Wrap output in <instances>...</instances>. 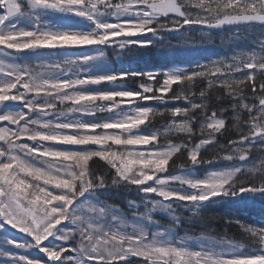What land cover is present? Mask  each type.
<instances>
[{
  "label": "snow or ice",
  "instance_id": "1",
  "mask_svg": "<svg viewBox=\"0 0 264 264\" xmlns=\"http://www.w3.org/2000/svg\"><path fill=\"white\" fill-rule=\"evenodd\" d=\"M41 10L86 17L94 28L40 27ZM26 18L34 21L31 29L19 26ZM243 22L264 23V0H0V107L9 101L22 104L0 112V228L6 222L31 236L28 242H7L44 254L41 259L0 249V264H121L132 257L142 264H264V227L233 217L222 218L221 235L213 234V226L198 236L170 235L184 219L176 204L189 210V223L206 224L200 212L204 201L221 194L264 193V37L250 51L190 69L93 77L80 66L102 52L33 65L5 59L36 48L149 47L153 41L132 37L186 25L211 29ZM132 78H137V90H84L89 84ZM201 81L206 85L197 88ZM210 95L217 100L227 96L231 103L213 107ZM148 100H182L187 106H138ZM98 113L104 117L83 119ZM157 119L163 121L160 127L141 131ZM228 131L235 135L220 142L217 137ZM253 153L247 164L204 178L178 171L218 160L245 161ZM99 161L111 170L110 178L97 171ZM121 183L145 194L132 213L144 223L113 214L118 206L107 201L78 203L85 193ZM157 210L166 212L171 223L150 231L146 225ZM231 225L242 233L243 243L229 236ZM50 237L57 243L44 244ZM193 239L207 243L194 248ZM246 247L255 253L242 252Z\"/></svg>",
  "mask_w": 264,
  "mask_h": 264
},
{
  "label": "trees",
  "instance_id": "2",
  "mask_svg": "<svg viewBox=\"0 0 264 264\" xmlns=\"http://www.w3.org/2000/svg\"><path fill=\"white\" fill-rule=\"evenodd\" d=\"M44 16H46L51 24L64 23V18L68 15L54 10H41ZM40 11V12H41ZM165 19V18H164ZM211 28L202 35L196 34L188 25L179 30L167 31L162 36L161 43L153 42L149 47H135L128 46L121 51L123 58L128 63H133L140 69L141 72H149L147 70H160L165 69L170 65H184L190 69L193 65L206 63L214 59L221 57H229L236 51L240 50H252L256 47V42L261 37H264V23L258 22H243L236 23L233 28ZM151 33L147 34L150 35ZM74 49V48H72ZM119 48L112 45L107 48L109 51H116ZM107 57L110 61L112 59V67L114 70L122 69L125 64L118 54H108ZM111 63V62H110ZM239 75V74H238ZM102 83L101 85L105 84ZM118 85L128 90H136L137 78L127 79ZM206 85L205 81H201L196 87L203 88ZM176 87L175 85L173 86ZM210 104L213 107L227 106L231 103V100L225 96L220 100H217L214 95L209 97ZM167 108H173L177 106H187L184 101H169L165 104ZM22 107V104L18 102H6L4 107H0V112L12 110L15 111ZM229 110L226 115H230ZM156 124H148L152 127H160L163 121L157 119ZM182 135V134H181ZM235 135L234 131H228L223 136H218L217 139L225 143L227 139ZM256 156L253 153L245 161H224L218 160L210 164H200L181 171L182 174L194 177L204 178L212 171L222 170L224 168L232 167L234 165H245L250 162ZM97 171L105 173L107 177H111L112 172L107 169L106 164L103 161H99L96 165ZM107 169V170H106ZM171 173V170H169ZM169 173V174H170ZM145 194L142 193L136 186H130L124 183L118 185H112L105 188L96 189L85 193L84 196L79 198L78 203L91 202L94 204H102L104 201L112 205L118 206L111 211L113 214L120 215L130 223H133L132 215L133 211L141 206L145 200ZM130 201L137 202L135 205L130 204ZM177 212L184 217L181 221V225L172 229L171 235L173 237L182 236L185 233L192 236H198L201 231H204L207 226H213L215 231L213 234L221 235L224 230L222 218L233 217L249 225H258L264 227V193H252L245 192L235 197L225 196L223 194L217 195L207 201H204L201 205L200 212L203 220L206 224H202L199 220H194L191 223L186 219L190 212L188 209L181 207L179 204L175 205ZM154 221L148 224V229L159 227V229L166 228L171 223V217L162 210H157L153 213ZM211 217H219L215 221L210 220ZM140 219V218H139ZM11 225L4 223L0 228L1 232H5L6 229H11ZM229 236L234 240L243 243L242 233L237 226L231 225L228 227ZM196 242H204L203 240L193 239L189 241L190 244ZM254 249L252 247L244 248ZM256 250V249H255ZM43 259V252L38 251ZM121 264H142L140 260L132 257L128 261H122Z\"/></svg>",
  "mask_w": 264,
  "mask_h": 264
},
{
  "label": "rangeland",
  "instance_id": "3",
  "mask_svg": "<svg viewBox=\"0 0 264 264\" xmlns=\"http://www.w3.org/2000/svg\"><path fill=\"white\" fill-rule=\"evenodd\" d=\"M25 21V19H21L20 21H19V26L20 27H22L21 26V23H23ZM41 57H43L44 58V56H43V54H41ZM6 59V58H5ZM7 60V59H6ZM93 77L94 76H97V74H94V75H92ZM85 91H90V92H94L95 90H89V89H84ZM113 90H122V89H120V88H111V89H108V90H101V91H113ZM104 117V115H100L97 119H87V118H84V120L85 121H94V120H99V119H102ZM57 147H62V146H57ZM202 243H204V242H202ZM192 247H198L200 244H190ZM0 249H2V250H4V251H7V249L6 248H4V247H2V246H0ZM242 252H244V253H246V254H254L255 253V251H253V250H243L242 249ZM21 255H23V254H21ZM4 264H12V262L11 261H7V260H5L4 261Z\"/></svg>",
  "mask_w": 264,
  "mask_h": 264
}]
</instances>
